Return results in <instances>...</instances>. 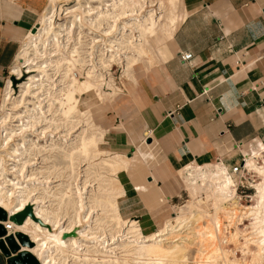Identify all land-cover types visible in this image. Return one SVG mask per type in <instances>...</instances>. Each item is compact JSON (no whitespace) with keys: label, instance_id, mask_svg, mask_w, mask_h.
<instances>
[{"label":"bare ground","instance_id":"bare-ground-1","mask_svg":"<svg viewBox=\"0 0 264 264\" xmlns=\"http://www.w3.org/2000/svg\"><path fill=\"white\" fill-rule=\"evenodd\" d=\"M60 1L47 0L35 29L22 36L8 70L15 79L26 73V79L17 94L8 79L0 97V207L14 214L30 206L33 213L22 224L10 221L8 234L21 231L32 243L20 245L19 260L235 264L237 259L228 257L218 236L225 219L222 227L234 228L229 238L248 256L246 261L240 256L243 262L264 264V147L245 156L246 167L256 177L249 203L234 198L237 176L213 161L178 170L188 198L174 204L175 216L156 230L143 233L138 221L123 216L119 208L125 189L117 173L128 172L144 158L139 147L129 157L101 148L105 130L90 108L105 102L113 108L115 88L103 92L101 85L110 84L106 78L114 62L121 63L126 80L135 83V67L147 71L160 61L157 40L179 25L184 15L180 0H73L58 20ZM88 38L86 47L82 39ZM84 47H96L94 63ZM76 70H84V79L77 78ZM92 94L98 98L93 105ZM81 99L84 110L78 108ZM134 185L148 199L164 201L158 189ZM199 219L201 226L194 230ZM9 264H17L16 259Z\"/></svg>","mask_w":264,"mask_h":264},{"label":"crops","instance_id":"crops-1","mask_svg":"<svg viewBox=\"0 0 264 264\" xmlns=\"http://www.w3.org/2000/svg\"><path fill=\"white\" fill-rule=\"evenodd\" d=\"M46 3L0 0V97L20 40L35 29ZM180 5L179 25L157 40L160 61L135 69L136 82L123 86L112 117L100 124L110 153L129 157L139 147L144 158L117 173L125 189L119 208L141 228L157 198L134 184L158 189L174 204L186 192L178 177L183 165L217 161L229 170L264 147V0ZM187 53L191 58L182 60ZM5 260L0 253V264Z\"/></svg>","mask_w":264,"mask_h":264},{"label":"rangeland","instance_id":"rangeland-1","mask_svg":"<svg viewBox=\"0 0 264 264\" xmlns=\"http://www.w3.org/2000/svg\"><path fill=\"white\" fill-rule=\"evenodd\" d=\"M62 1L63 0H61L59 2V4L62 6V8H59L58 7L57 14H56V18L58 20H62L64 18L63 17V11H64L63 8L65 6L66 7H70L71 5L74 4V1L73 0L63 1V2ZM86 31L87 30L85 29L84 32H86ZM91 35L92 36H95L96 38H101V36H99V33L96 34V32L94 33V31H92ZM89 39L90 38H88V40H84V41L82 39V43H84L85 41H88L89 42L90 41ZM85 43L87 44V42H85ZM88 45L89 44H87L86 47H88ZM90 45H91V43H90ZM94 46L97 47V44H94ZM96 47L89 48L90 50L89 49H86L84 47L87 51L84 48L82 49V50H84L86 52H89V51L92 52L91 54H88L87 57H86L87 59H92V60H90V62H92V63H94V61L97 60V58L95 57V54H97ZM135 69H137L136 72L139 71V70H143L142 66L135 67ZM25 70H26V68L25 67H22V71H25ZM74 72L76 73L77 78L84 79V76H85L84 70L81 71L80 73L77 70L74 71ZM122 73H123V67H122L121 63L114 62L110 66V68L108 69V75H109V77L106 78V80L108 81V84L110 83L109 84L110 86L109 85L107 86L106 83L103 84V86L101 85V91L111 93V92H113V89H111V88H115L116 96L121 97L122 93L124 92L123 91V86H126V83L129 82L128 80H126L125 76ZM5 75H6L5 84H6L7 80L10 79L11 80V87L14 90V92L16 91L15 93L17 94L18 93V89H19V83H21L22 81H24L26 79V73H23V77L22 78H19V79H15V77H16L15 75L14 76H11V74H9V70L6 71V74ZM5 84H4V86H5ZM116 96H115V99L113 98L112 105H111L113 107V109H116L114 107H115L116 101H118V98H116ZM89 99H90L89 102L92 103V105H93V102L94 101L95 102H98L97 96H95V95L93 96V94H92L91 97H89ZM96 104L94 106H92L90 109H91V111L93 113V117H94L93 119H94V121L100 125V124H102L104 118H110V116L112 115V109L109 107L108 102H105V103H103L101 105H96ZM85 107L86 106L83 104L82 99H81L80 103L78 104V108L80 110H84ZM100 107H102V108H100ZM100 147L101 148H105L104 141L100 144ZM263 154H264V150H263ZM251 156H252V154L248 155L247 157H251ZM83 167L84 166H82V168ZM89 188H90V186H89ZM134 189H136L137 192L141 193L140 190L138 189V187L135 186V185H134ZM151 196H153V194ZM187 198L188 197H187V191H186L185 194H182V196L177 201L174 202V204H177V205L184 204V202H185V200ZM154 199H155V197H154ZM239 201H242L243 204H246V203H249L250 202L249 199H247L246 201L245 200H239ZM174 204H172V203H166L164 201L163 202H160V203H158L157 200H156V202L154 201V204L151 206V210H152L151 217L150 218H148V217L143 218L144 220H146L144 226H142L143 233H147V232L156 230L164 221H166L169 218L174 217L175 216V211L173 209V205ZM209 211L211 212L212 210H209ZM130 219H134V218H130ZM201 221L202 220H200V219L198 221H196L197 225H199V226L198 227H195L194 230L197 229V228H199L201 226L200 225L202 223ZM223 221H224V223H222V224L226 225V222L227 221H225V219ZM244 221H245V224H246L248 220H244ZM199 222H201V223H199ZM222 224H221V228H220V230L222 232L218 236H219V239L221 240L220 243L222 244V247L224 249H228L229 250L228 257L230 259L232 257L236 258L237 261H236L235 264H247V263L243 262V258H245V261H246V260H248V256L247 255L244 256L242 254L241 250H240L241 248L237 247V244L238 243H235L234 240H232V239L229 238V234H230L229 231H233L234 228L232 226H230V225H228L229 228L228 227H226V228L224 227L223 228L222 227L223 226ZM241 227H244V226L241 225ZM11 232H16V230H14V231L12 230ZM28 238H29V236H28ZM239 239H240L239 241H242L241 237ZM20 252H21L20 249H18L14 253H12L11 257H9V258H6L5 257L6 258L5 264H7L8 260L13 259L15 257H16L15 259H16L17 264H34V262H21L19 260V257H20V254H21ZM240 256H242L243 258H241ZM65 263H68V264L71 263L70 257H67L65 259Z\"/></svg>","mask_w":264,"mask_h":264},{"label":"water","instance_id":"water-1","mask_svg":"<svg viewBox=\"0 0 264 264\" xmlns=\"http://www.w3.org/2000/svg\"><path fill=\"white\" fill-rule=\"evenodd\" d=\"M28 215L33 217L30 206L14 214H9L0 207V253L6 258L11 257L12 253L20 249V245L32 246V243L29 242L28 236L20 232H16L13 235L8 234L2 223L8 220L14 222L15 224H22ZM14 236L17 239L18 244L14 241ZM15 258L8 260L7 264Z\"/></svg>","mask_w":264,"mask_h":264},{"label":"built area","instance_id":"built-area-1","mask_svg":"<svg viewBox=\"0 0 264 264\" xmlns=\"http://www.w3.org/2000/svg\"><path fill=\"white\" fill-rule=\"evenodd\" d=\"M182 60H189L191 58V54H182L180 55ZM229 171L232 174H235L236 177V184H235V194L234 198H237L238 200H250L251 193L255 192V187L253 186V183L255 182V179L252 177V172H249L248 168L245 165V156L241 158V160L237 163L231 166ZM8 233L10 221H5L2 223Z\"/></svg>","mask_w":264,"mask_h":264}]
</instances>
